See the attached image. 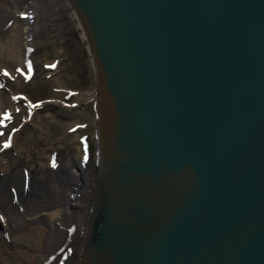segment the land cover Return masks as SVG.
I'll list each match as a JSON object with an SVG mask.
<instances>
[{"label":"water","instance_id":"obj_1","mask_svg":"<svg viewBox=\"0 0 264 264\" xmlns=\"http://www.w3.org/2000/svg\"><path fill=\"white\" fill-rule=\"evenodd\" d=\"M95 84L78 264H264V0H68Z\"/></svg>","mask_w":264,"mask_h":264},{"label":"bare ground","instance_id":"obj_2","mask_svg":"<svg viewBox=\"0 0 264 264\" xmlns=\"http://www.w3.org/2000/svg\"><path fill=\"white\" fill-rule=\"evenodd\" d=\"M51 9H58L68 15L75 31L81 36L85 42L80 22L72 10L67 0H0V75H3L5 69L16 67L19 68V76L21 82H26L25 72L33 66L31 63H23V56L26 52L33 50V41L36 34L49 28V25H39V20L49 13ZM63 29L64 26H58ZM55 65H42L40 69L34 70L30 74V81H47L54 85L57 94L53 93L46 100L43 99L39 104L33 105L27 102L30 112L36 108H47L48 106H61L67 109L69 106L59 103L56 98L62 89L61 76L53 68ZM6 79L0 77V113L1 109L8 110L13 105L11 100L6 96L5 90ZM11 89H17L20 86L19 80L9 85ZM16 92L10 95L14 96ZM78 102L89 99V95H77ZM78 105L76 104L75 107ZM10 121L17 118L11 110H8ZM3 114L0 119V155L9 151L13 147V143L9 145L7 136L12 131L10 123L3 121ZM76 119L67 124L64 132V139L71 146H77L83 135L85 128V117L81 113L76 114ZM17 120V119H16ZM68 131L72 132L69 134ZM5 136V138H3ZM81 158L78 159L77 166L72 158L63 164V172L60 173L59 181L49 180V169L40 168L33 173V178L26 188L30 190L24 192L21 176L14 171L0 170V264H57L61 257L47 261L46 259L58 251L64 242L72 245L76 241H84L80 238L83 234L85 226H87L86 217H82L85 207L82 200L91 194L92 182L87 180L83 168L80 166ZM1 165V164H0ZM1 167V166H0ZM56 170H59L58 168ZM65 180V182H63ZM21 182V185L19 183ZM66 186V194L63 186ZM16 189L14 192L11 189ZM48 191V192H46ZM49 191L53 195L52 202L44 200L49 197ZM37 194L39 195H36ZM75 195L71 198V195ZM17 201L14 203L13 198ZM34 199V200H32ZM39 200L41 205L37 204ZM23 208V212H19V208ZM85 216H89L86 213ZM67 219L66 222H64ZM88 219V217H87ZM66 223V224H65ZM75 225L82 232L71 237L67 241V232L60 231L58 226L65 229L71 224ZM8 240V242H7ZM50 245L49 244H52ZM84 243V242H83ZM65 246V245H64ZM70 247V246H68ZM67 253L70 249H64ZM79 252V251H78ZM65 253H62V256ZM62 258V257H61Z\"/></svg>","mask_w":264,"mask_h":264},{"label":"rangeland","instance_id":"obj_3","mask_svg":"<svg viewBox=\"0 0 264 264\" xmlns=\"http://www.w3.org/2000/svg\"><path fill=\"white\" fill-rule=\"evenodd\" d=\"M39 22L40 27L49 25V28L35 35L33 50L30 52L25 51L23 63H31L33 66L25 72L27 81L21 82L18 67L14 69L7 68L3 75H0L1 78L3 77L7 80L5 83V90L8 92L6 96L13 103L8 110H11L15 115L17 114V118L12 119V121L10 119L5 121L6 123H10V127L14 132L11 139H8L9 144L13 143V147L0 155V170H8L9 172L15 170L18 175L21 176L22 174V185L25 187V184L28 182L34 184V182H31L33 173L37 172L40 168L44 170L49 169V180L59 181L61 178L60 173L63 172V164L68 158H72L76 166L79 158H86L87 163L83 171L87 180L92 182L94 176L95 143L93 99L91 98H93L95 90L89 52L85 42L71 24L68 15L61 10L58 9L55 12L51 9L49 13H45ZM58 26H64L65 28L60 29ZM42 65H55L53 68L57 71L58 76H61L62 86L56 100L71 108L67 109L57 105L48 106L47 108H36L33 112H30V109H28L30 108L29 103L27 104L28 101L36 105L43 99L49 98L51 94H57L54 85L46 80L30 81V74H33L34 70L40 69L39 66ZM16 80H19L22 86L12 90L9 85L13 84ZM12 92H16V94L11 96ZM77 95H89L90 97L79 103ZM76 104L78 105L77 107H75ZM8 110L1 109L0 119L3 114H6L4 117H13L8 115ZM77 113L84 115L85 128L82 132L83 141H79V144L77 143V146L73 147L64 139V132L67 124L70 125V122L77 118ZM57 162L59 163V170H54V165ZM19 185H21V182ZM66 186H63L64 188L60 191V194L62 192H64V195L67 193ZM11 190L16 192L14 188ZM23 191L26 192L25 190ZM51 194L49 191V197L44 199L49 200V204H51L53 198ZM36 195H38L37 192ZM74 196V194L71 195V198ZM90 199L91 195H88L85 200H82L85 210L81 214L83 215L82 217H86V222H88V216L85 215L86 213L89 214ZM14 201L16 202L17 199L15 198ZM37 204L41 205L39 200H37ZM23 211L22 207L19 208V212ZM66 221L67 219L64 222ZM58 229L64 232L70 231L71 228L65 229L62 226H58ZM80 232L82 230L75 227V233L78 234ZM86 233L87 226H85L83 234L79 235L80 238H84V241ZM74 235L68 233L66 240L69 241ZM84 241H76L72 245L64 242V245L70 246L72 250L65 258L64 255L61 256L62 258H59L57 264H78ZM50 245H53V243ZM64 245L59 249L61 253H64ZM55 254H58L57 257L61 255L56 251L46 260L49 261L53 257L56 258Z\"/></svg>","mask_w":264,"mask_h":264},{"label":"snow or ice","instance_id":"obj_4","mask_svg":"<svg viewBox=\"0 0 264 264\" xmlns=\"http://www.w3.org/2000/svg\"><path fill=\"white\" fill-rule=\"evenodd\" d=\"M5 75H7V73H5Z\"/></svg>","mask_w":264,"mask_h":264}]
</instances>
